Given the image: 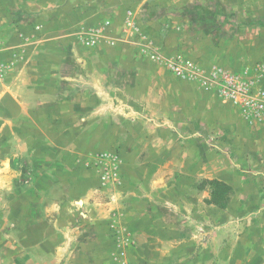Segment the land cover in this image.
<instances>
[{
	"label": "crops",
	"instance_id": "1",
	"mask_svg": "<svg viewBox=\"0 0 264 264\" xmlns=\"http://www.w3.org/2000/svg\"><path fill=\"white\" fill-rule=\"evenodd\" d=\"M175 3L177 6L183 4L177 1ZM177 10L161 0H0V36L4 38L5 44L1 59L6 64V70L0 77V142L3 140L13 145L9 152L0 151V195L4 194L0 198V206H7L0 214V264H160L156 256L158 254H188V250L195 249V240L192 239H196L200 234H191L188 230V221L195 222L192 215L188 214L187 218L182 214L180 217L176 216L174 219L180 223L175 231L168 229L172 225L169 223L170 217L161 212L165 211L164 209L150 210L151 207L160 205L159 200L174 184L165 179L161 183L159 175H166L174 168L178 170L177 173L181 171L179 181L182 182L183 177L189 180V184L180 183L175 187H183L180 196L190 191L191 198H183L190 208H193V204H199L198 198L202 192L198 191L199 188L194 189L193 183L202 177L218 178L234 186L235 195L230 206L242 195V190L235 186L229 177L215 171L209 162H205L207 158L202 159V156L196 153L197 150L195 152L190 147L187 156L183 155V152L177 156L173 151L166 149L158 152L154 149L155 146L152 147V142L157 141L158 137L165 138L164 136L138 133L132 138L135 145L128 147L130 158L137 159L143 154L144 148H147L143 147V144L150 145L154 152L153 157L144 155V161L137 165V169L147 170L150 180L147 179L146 187L152 189L151 195L158 198L132 199V189L123 187L120 192L126 193L127 197H123L122 202L117 201V194L106 203L89 201L86 207L90 210L89 216L91 222L96 223L95 226L77 230L70 227L68 212L71 200L77 194L90 200L89 197L93 193L89 187L90 182L85 178L86 173L80 157L89 152L106 149L99 147V133H94L86 135L92 142L73 150L69 142H78L82 138L67 137L66 131L70 122L65 119L64 112H68L76 102L79 109L93 105L90 109L96 111V114H93L92 119L93 123H97L99 119L105 118L103 112H97L98 109L107 110L109 107L119 115L129 104L121 100L116 102L112 91L102 85V77H99L100 84H95L94 88L85 85V82L80 84L76 93L86 96L92 93L88 99L79 96L77 101H73L62 96L65 94L62 87L64 79L72 77L64 74L61 67L66 62V55L57 48L74 43V37L70 36L72 31L94 28L111 17L108 32L113 38H117L112 48H120L122 53L97 56L96 62L120 61L126 63L132 73L136 72L133 68L140 72L142 67L148 66L149 72L145 75L155 81L163 77V67V70L168 71L166 65L161 63L162 59L164 60L162 56H171L179 50L178 46H174L172 51L163 50L161 45L168 40L182 44L185 39V24L176 23L166 34L163 32L155 36L141 22L149 18L146 17L149 14L152 20L147 23L158 24L160 31L163 26L162 19L171 15L178 18ZM254 12L258 16H264V0H254ZM196 16L198 15L195 14ZM131 20L137 23L135 28H138L142 37L129 38V33L133 30L126 28L125 23ZM193 24L196 29L191 36L190 47L196 48L194 52L200 56V60L211 62L215 59L231 71L244 74L253 83H260L264 91V23L245 24V31L241 32L239 38L233 36L238 43L227 51L213 49L212 44L207 43L208 40L211 41L207 34V37L202 39V35L208 33L206 29L198 23ZM39 25H42V28L36 30ZM221 26V30L233 33L231 27ZM18 30H22L24 34L20 36ZM125 31L128 33L126 36ZM195 32L199 35H194ZM34 34L35 38H32ZM144 37L145 39L141 40ZM155 45L157 47H154ZM153 48L159 53L157 57L151 54ZM216 53L218 55L215 58ZM79 62L85 63L86 60L79 58ZM212 66L206 64L203 72L210 74ZM184 83V89L174 91L166 81L162 84L163 91L170 88V92L176 95V105L180 110L185 109V115L200 120L202 124L214 126V115L225 114L231 110L226 107L235 106L233 103L228 106L221 105L219 101L213 100V97L220 98L217 89L203 84L200 80H182L179 84L181 86ZM147 93L152 95L154 92L146 89L144 94ZM106 94L111 95L110 99L102 98ZM56 117L59 118L58 122ZM113 118L114 115L110 119ZM228 122L229 120L222 121L219 125H230ZM254 128L249 131L245 124L244 130L235 136L243 150L260 153L264 160V121ZM102 138L103 136H100V139ZM82 140L85 142L86 138ZM121 156L127 157L124 153ZM153 158L154 161L151 160ZM168 161L171 162V167L166 164ZM77 184L79 186L76 189ZM255 188L257 190L249 193L248 198H252L256 191L261 190L260 184H256ZM202 191H206L202 194L204 198L210 197L208 189ZM259 197L261 198V193ZM177 200L178 205L182 206L181 198L178 197ZM124 202L126 228L118 231V234L115 231L103 230L102 216L111 219V216L115 215L120 218ZM210 206L220 209L215 204ZM102 210L106 211V215L101 213ZM93 211L100 213L94 214ZM215 233L211 235L214 240L219 236H215ZM218 249L222 250V247ZM122 253L127 254V258H123L119 263L118 256Z\"/></svg>",
	"mask_w": 264,
	"mask_h": 264
},
{
	"label": "rangeland",
	"instance_id": "2",
	"mask_svg": "<svg viewBox=\"0 0 264 264\" xmlns=\"http://www.w3.org/2000/svg\"><path fill=\"white\" fill-rule=\"evenodd\" d=\"M175 1L178 3L183 2V4L177 6ZM161 2L167 5L169 4L171 8L178 9L177 12L179 14L176 16L178 18H174L175 16L171 15L167 19H162L161 23L163 26L160 31L157 28L159 27L158 24L147 23V21L152 20L149 14L146 16L149 18L144 19L141 23L155 36H159V33L163 32L166 34L176 23L185 24V39L182 40V44L180 42L179 44L178 42L173 43L168 40L161 45L163 50L168 49L172 51L174 50V46H178L179 48L177 49L179 50L171 56H162L164 60L162 59L161 63L166 65L168 71L163 70L165 69L163 67L161 72L163 73V77H159L155 81L145 75L149 72L147 71L149 70L148 66L142 67L140 72H137L138 70L133 68L136 72L132 73L131 68L126 63L120 61L96 62L97 56L108 53H122L120 48H112L113 42L117 38H113L108 32L111 27V17L110 19L107 18L104 20L103 23H99L94 28L72 31L70 36L74 37L72 38L74 43L57 48L59 52H64L66 55V62L61 67L64 74L72 77V79H64L62 87L65 94H62V96H66L73 101H77L79 96H85L88 99V96H91L92 93L87 96L76 93V91H79L80 84L85 82V85L94 88L95 84H100L99 77H102V85L112 91L115 101L120 102L121 100L123 103L127 102L129 104V107H126V110L121 111L119 115L116 114V111H113L114 109H110L109 107L107 110L98 109L97 112H103L102 114L105 120L99 119L97 123H93L92 119L93 114H96V111L90 109L93 105H88V108L85 109H79L76 102L68 112H64L65 119L70 122L68 124V130L66 131L67 137L76 138V136H81L82 139L86 138L85 142L82 139L78 142H75V140L69 142L73 150H77L79 146L83 147L85 144L88 145V143L92 142L93 140H89V137H86V135H92L94 133H99L98 141L101 140V143H98L101 144L99 147L106 149L89 152L85 156L83 154L80 157V162L83 163L86 173L85 178L90 182L89 187L93 193L89 197L90 200H88V197L78 194L71 200L72 204L68 212L70 227L77 230L83 227L95 226L96 223L91 222L89 216L90 210L86 207L89 201L93 203H106L111 201L114 195L117 194V201L122 202V198L127 197L126 193L120 192L123 187L132 189V199L134 197L139 200L142 198H158L156 195H151L152 189H147L146 187L147 179L150 180V175L147 170H144V168L142 170L137 169V165H140L139 163L144 161V155L149 154L153 157L154 152L150 149V145L143 144V147L146 146L147 148H144L143 154L139 155L137 159L130 158L131 154L128 149V147L132 148L135 145L132 138L136 134H157L165 137H158L157 141L152 142V147L155 146L154 149L158 152L166 149L167 151H173L177 156L180 152H183V155L187 156V153H189L188 150L191 147L195 152L197 150L196 153L200 154L202 159L207 158L205 162H209L215 171L229 177L230 181L242 190V195L237 201L235 200L231 206L229 205L225 209L219 207L222 209L220 210L217 207L210 206L207 202L208 197L204 198L202 196L206 192L202 191L204 189H198V191L200 190L202 192L198 198L199 204H193V208H190L184 200L191 198L190 191L180 196L183 187L179 189L175 187L177 184L181 183V185H185L186 182H189L185 177H183L182 182L179 181L181 171L177 173L176 171L178 170L174 168L166 175H159L161 183L164 182V179L169 182H174L172 185L173 188L170 187V190L165 192L164 196L159 200V206L153 208L150 206V210L152 211V209L158 208L164 209L165 211L161 210V212H165L170 217V222H168L172 225L168 229L175 231L178 228L177 224L180 222L174 218L176 216L180 217L181 214L184 218H187L188 214H190L195 222L188 221L190 223L188 224L189 232L191 234L195 232L200 233L196 239H192L195 240V249L188 250V254L186 252H180L179 254L177 252L158 254L156 256L159 258L160 264H264V160L260 156V153H256L253 150H243L235 136L244 130L245 124L249 131L254 130L257 124L264 121V114L260 118L254 115H247L240 106L233 102L222 100L219 94V85L213 84L209 86L217 89L220 98L217 96L218 100L216 97L212 99L219 101L221 105L228 106V104L233 103L235 106L231 104L232 107H226L227 109L231 108L230 111L225 114L214 115L216 119L214 126L202 124L200 120L188 117L185 115L187 114L185 112L186 110L183 109L181 111L176 105V95L170 92V88H174V91H179L186 86L185 83L180 86L179 83L182 80L192 82V80H200V78L181 77L175 74L167 65L169 59L182 56L192 59L199 65L200 71L203 74H205L203 68L206 64L213 65L212 69L214 67L228 69L221 62L215 61V59L211 62H206L207 60H200V56L195 54L194 51H196V48L194 46L190 47V39L193 36L194 29H196L193 23H198L199 26L206 29L208 33L203 34L202 39L207 36L210 37L211 41L208 40L207 43L209 45L212 44L211 47L213 49L227 51L238 43V40L234 39V37L239 38L241 32L245 31V24L254 22L264 23V16H258L254 12V0H161ZM195 14L198 16L195 17ZM125 24L127 25L126 28L133 30V32L129 33V38L134 39V36L136 39L142 37L138 28H135L137 27L135 26L137 23L134 20L127 21ZM221 25L225 26L224 28L231 27V32L233 33L230 34L225 30H221L220 28H223ZM40 28L42 27L37 26L36 30ZM95 30H97L98 34L96 35V41L88 44L86 42L87 36ZM18 33L20 36L24 34L22 30H18ZM195 33L194 35H199L197 32ZM124 34L126 36L128 33L125 31ZM206 34L207 36H205ZM0 38L4 41L3 37L0 36ZM32 38H35V34ZM144 39L145 37L143 39L141 38V40ZM154 47L157 46L155 45ZM153 53L159 54L155 48L151 49V54ZM214 55L216 58L218 54L216 53ZM78 57L85 59L86 62H79ZM165 74L168 76H165ZM243 76L247 81L253 83L245 75ZM166 81L169 82L171 87L163 91L162 84ZM81 86L83 87V85ZM253 86L264 93L260 83H253ZM146 89H150L154 93L152 95H148V93L144 94ZM165 94L169 95L166 96ZM110 97V94H106L102 98L107 100ZM93 100L94 97L92 96V103ZM112 115L115 118L111 120ZM90 119L92 120L89 121ZM228 120L230 125H219L220 122ZM58 121L59 118L56 117V122ZM147 123L149 126H147ZM100 136H103V138L100 139ZM137 144L142 146L141 143ZM12 149V144L5 143L3 140L0 142L1 152L6 153ZM107 149H112L113 151ZM123 153L128 158L122 157L121 154ZM151 160L154 161L155 159L153 158ZM166 164L168 167L172 166L169 161ZM23 172H25V169ZM202 179L204 177L199 178L193 183L194 189L197 190L195 184L199 183ZM255 183L260 184L261 190L256 191L252 198H248L249 193L257 190ZM78 186L77 184L76 189ZM260 193L261 198L259 197ZM8 195H10V190H8ZM149 195L153 197H149ZM1 196L3 197L4 194L2 195L1 193L0 198ZM56 196L62 198V196ZM178 197L183 202L182 206L178 205ZM125 208L126 203L124 202L121 211L122 216L120 218L115 215L111 216V219L102 216V229L106 232L115 231L118 234V231L126 228V218H124ZM6 209L7 206H0V214H2V210ZM109 209L112 208L109 207ZM93 212L94 214L100 213ZM101 213L106 215L105 210H102ZM213 233H215V236L219 235L215 240L211 237ZM125 235L126 233H124ZM210 239L211 242L209 243ZM126 241L127 239L124 240L125 246L127 245ZM218 247H222V250L220 249V251ZM118 257L120 258V263L123 258H127V254L124 255L122 253Z\"/></svg>",
	"mask_w": 264,
	"mask_h": 264
},
{
	"label": "built area",
	"instance_id": "3",
	"mask_svg": "<svg viewBox=\"0 0 264 264\" xmlns=\"http://www.w3.org/2000/svg\"><path fill=\"white\" fill-rule=\"evenodd\" d=\"M109 23V21H108ZM38 27H42L41 25ZM97 30L87 36L88 44L96 41ZM4 41L0 38V77L6 70V64L1 59ZM157 57V53H153ZM168 67L181 77H197L206 85H219V94L224 101L233 102L241 107L247 115L262 117L264 114V93L247 81L244 74L235 73L223 67H214L209 75L201 73L199 65L192 59L177 56L167 61ZM112 159V157H111ZM115 159V158H114ZM113 160V159H112ZM109 175V174H108Z\"/></svg>",
	"mask_w": 264,
	"mask_h": 264
},
{
	"label": "trees",
	"instance_id": "4",
	"mask_svg": "<svg viewBox=\"0 0 264 264\" xmlns=\"http://www.w3.org/2000/svg\"><path fill=\"white\" fill-rule=\"evenodd\" d=\"M195 187L199 189H208L210 197L207 198V202L209 204H215L222 209L230 205L235 195L233 185L218 178H204L199 183L195 184Z\"/></svg>",
	"mask_w": 264,
	"mask_h": 264
}]
</instances>
